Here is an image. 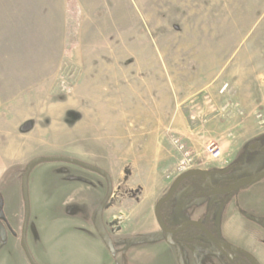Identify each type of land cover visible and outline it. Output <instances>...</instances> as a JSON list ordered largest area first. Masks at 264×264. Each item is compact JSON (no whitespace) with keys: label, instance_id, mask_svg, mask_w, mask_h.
I'll return each mask as SVG.
<instances>
[{"label":"rangeland","instance_id":"1","mask_svg":"<svg viewBox=\"0 0 264 264\" xmlns=\"http://www.w3.org/2000/svg\"><path fill=\"white\" fill-rule=\"evenodd\" d=\"M0 54L18 59L10 62L12 88L34 82L41 91L36 98L42 101L47 94L51 118L41 130L52 128L60 152L51 156L116 166L123 193L148 188L146 177L169 191L166 173L178 159L173 135L194 155L196 168L235 162L237 173L252 175L264 166L261 156H246L248 144L264 133V0H0ZM217 152L221 156L215 159ZM48 165L29 175L30 218L36 199L38 209L45 205L43 189L35 191L33 182L45 176ZM52 165L58 168L50 175L57 183L78 178L66 168H83ZM52 188L49 204L58 215L82 205L76 204L80 197H69L68 188ZM189 195L180 190L173 197V224L201 222L211 214L214 197ZM233 196L212 218L228 240L264 264V233L245 218L264 213V179ZM225 197L230 196L217 198ZM13 238L1 243L11 260ZM144 241L132 248L146 255L127 252L116 261L180 264L176 247L155 237ZM114 244L130 245L126 239ZM178 246L184 264H228L214 246ZM88 252L82 239L70 237L43 257L46 264L97 259Z\"/></svg>","mask_w":264,"mask_h":264},{"label":"crops","instance_id":"2","mask_svg":"<svg viewBox=\"0 0 264 264\" xmlns=\"http://www.w3.org/2000/svg\"><path fill=\"white\" fill-rule=\"evenodd\" d=\"M0 55V195L3 198L4 211L8 220L7 240L10 236L14 237L10 243L14 260H11L4 252L0 241V264H31L22 245L24 231L27 234V246L33 254L32 258L39 264H46L43 255L48 251L60 250L65 240L70 237L82 239L87 253L89 254L88 250H90L97 256V259L87 257L79 264H131L130 261L118 263L116 260H120L127 252L146 255V250L132 248L134 242L144 243V239L155 237L156 241L161 244H168L155 217V208L158 201L165 195V186L156 185L153 178L146 177L144 180L148 188L140 187V192L135 195L130 192L123 193L122 173L112 164L106 166L105 161L101 164L92 162V166L105 171L110 176L113 186V194L103 209V220L112 233V239H126L130 243L129 246L124 248L114 244L111 250L99 236L95 219L97 212L107 199L109 185L103 175L87 168H62L76 171L78 178H70L66 182L57 183L56 179L50 176L53 170L58 169L52 165L57 162L45 163L49 164L43 167L45 176L35 177L33 183L35 191L38 188L43 189L46 202L41 211L36 206L38 199L35 200L34 214L32 215L31 212L29 223L27 221L26 224L22 185L26 167L33 158L54 157L51 155L60 152L56 148L57 135L53 133L51 136L52 128L48 131L44 129L43 132L41 130L46 121L49 120L50 123L51 118L47 113L51 110V102L47 94L45 93L42 101L36 98L41 91L34 82L26 86L13 85L15 88H12L10 62H17L18 59L6 57L5 54ZM32 78L30 76L28 79ZM47 134V141L43 140L42 136ZM66 135L71 138L73 136L71 133H66ZM43 143L47 144L46 148ZM54 184L56 187L68 188L69 197H72L71 199H74V196L80 197L76 204L79 205L82 202V205L79 208L73 207V211L64 216L58 215L55 206L49 204V195L52 196L56 191L52 188ZM167 221L172 223V218H167ZM49 235L52 236L51 239ZM32 236L34 242L31 246L29 241Z\"/></svg>","mask_w":264,"mask_h":264},{"label":"water","instance_id":"3","mask_svg":"<svg viewBox=\"0 0 264 264\" xmlns=\"http://www.w3.org/2000/svg\"><path fill=\"white\" fill-rule=\"evenodd\" d=\"M254 148L255 147H253V149ZM58 161L75 164L74 160H71L68 158L48 157V158L34 159L33 161H31L27 165L26 171H25L24 176H23V184H22L23 185V195H24V200H25V207H26V224H27L28 217H29L28 178H29L30 173L32 172V170L35 167H37L38 165H40L42 163L58 162ZM76 165H79L83 168H87V169H90V170H93L95 172L100 173L101 175H103L106 178V180L108 182V185H109L108 196H107V199L105 200L104 204L102 205V207L99 209V211L96 214L95 226H96L97 232H98L99 236L101 237V239L103 240V242L112 250V248H113L112 239L109 235L108 229H107V227L104 223V220H103V209L107 206V203L113 194V186H112L111 178L105 171H103V170H101L95 166H92L89 164H76ZM191 177H200V178L204 179L206 181L208 187L212 189L211 194H213V195H224V194H228L231 192H236L243 187H246L248 185H253V184L259 182L260 180L264 179V169L253 174V175H250V176H248L242 180H239L236 183H234L233 185H231L227 188H223V189L216 188L210 181V173L208 171L203 170V169H194V170L188 171V172L184 173L183 175L179 176L174 181L170 190L165 194L164 197H162L158 201L156 208H155V217L157 219L159 227L161 228L162 233L165 236V240L167 241V243L171 246L176 247L179 263L184 264V261H183L181 249L175 243L176 239L174 238V236L176 234L186 230L189 226H194V227L201 229L205 233V235L211 240V242L214 243L219 249L230 250V251H235L237 253H241V254L245 255V257L251 262V264H261L249 252L244 251V250L239 249V248H236L234 246H231V245L215 238L200 222L187 221V222H184L181 225H179L176 229H170L165 224L164 219H163L162 214H161V209H162L163 205L170 202V200L173 198V196L177 192L181 182L183 180H185L187 178H191ZM0 198H1L0 199V220H1V223H0V241H1V243H5L7 241V237H8V232H7L8 226L3 223V222L7 223V218H6L5 213H4L3 199H2V197H0ZM25 232L26 231H24L23 238H22L23 248H24V250L27 254V257L29 258V261L31 262V264H37L34 261V259L32 258L31 254L27 248L26 241H25V234H26Z\"/></svg>","mask_w":264,"mask_h":264},{"label":"flooded vegetation","instance_id":"4","mask_svg":"<svg viewBox=\"0 0 264 264\" xmlns=\"http://www.w3.org/2000/svg\"><path fill=\"white\" fill-rule=\"evenodd\" d=\"M253 147H255L253 149ZM247 155H256V156H261L262 161H264V133L259 135L258 137L254 138L247 147ZM240 166L238 164H235V162L231 163L225 168H217V169H203L205 171H208L210 173V181L211 183L218 189H223L227 188L234 183H236L239 180H242L250 175H241L237 173V170L239 169ZM264 169V166L262 168H259L257 172L261 171ZM255 174V173H253ZM252 174V175H253ZM175 181V180H174ZM174 181L171 183L170 188ZM243 189V188H241ZM240 189V190H241ZM170 190V189H169ZM183 192V193H189L190 197H214L216 200L215 202L212 203L211 205V214H207L206 219L202 220L200 222L215 238H217L220 241H223L231 246H234L236 248L242 249L244 251L249 252L247 249H245L243 246L236 245L235 242H232L226 238L224 235V232H220L218 230V225L217 221H215L212 218V214L217 207L221 205H227L229 201L232 199L234 200L233 194L235 192H231L228 194L230 197H225V198H217L218 196H224V195H213L212 189L208 187L206 181L200 177H191L183 180L177 190ZM239 191V190H238ZM176 192V193H177ZM175 193V194H176ZM175 196V195H174ZM173 196V197H174ZM173 199V198H172ZM172 199L168 204L164 207V222L165 224L170 228V229H176L179 225L173 224L170 221H167V218L170 217L171 211H172ZM237 198L235 197V200ZM229 204V203H228ZM264 212V211H263ZM245 218L249 219L250 221H256L257 224L260 227V231L264 233V213L260 219H255L253 216H250L249 214H245ZM108 229V227H107ZM109 235L112 239V233L109 231ZM176 239L175 243L177 245L179 244H184L188 246H192L193 244H200L202 247H208V249L212 250V246L216 247L219 250V254L221 255L222 259L225 260L228 264H251V262L245 257V255L241 253H237L235 251H230V250H221L219 249L214 243L211 242V240L205 235V233L194 226H189L186 230L176 234L174 236ZM113 243V248H114V240L112 239ZM112 248V249H113ZM259 262V261H258Z\"/></svg>","mask_w":264,"mask_h":264},{"label":"built area","instance_id":"5","mask_svg":"<svg viewBox=\"0 0 264 264\" xmlns=\"http://www.w3.org/2000/svg\"><path fill=\"white\" fill-rule=\"evenodd\" d=\"M172 145L178 153V159L175 165L169 169L166 173L167 180H174L180 175L196 168L194 155L186 148L182 143L181 139L176 136H171L170 138ZM211 152H214L215 148H209ZM221 156L220 152L214 153L213 158L217 159Z\"/></svg>","mask_w":264,"mask_h":264},{"label":"trees","instance_id":"6","mask_svg":"<svg viewBox=\"0 0 264 264\" xmlns=\"http://www.w3.org/2000/svg\"><path fill=\"white\" fill-rule=\"evenodd\" d=\"M62 158H67V157H62ZM68 159H71V160H74V163L75 164H86V163H84V162H81V161H79V160H76V159H72V158H68ZM1 199V198H0ZM168 204V203H167ZM167 204H164L163 205V207H162V209H161V214H162V217H163V219H165L164 218V207L167 205ZM5 225H7V223H5V222H3Z\"/></svg>","mask_w":264,"mask_h":264}]
</instances>
